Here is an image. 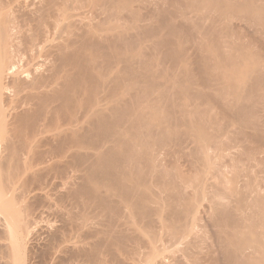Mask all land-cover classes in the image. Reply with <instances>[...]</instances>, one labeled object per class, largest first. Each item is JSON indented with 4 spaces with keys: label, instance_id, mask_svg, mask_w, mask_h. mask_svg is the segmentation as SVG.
I'll list each match as a JSON object with an SVG mask.
<instances>
[{
    "label": "bare ground",
    "instance_id": "6f19581e",
    "mask_svg": "<svg viewBox=\"0 0 264 264\" xmlns=\"http://www.w3.org/2000/svg\"><path fill=\"white\" fill-rule=\"evenodd\" d=\"M230 3L0 0V264H264V0Z\"/></svg>",
    "mask_w": 264,
    "mask_h": 264
},
{
    "label": "rangeland",
    "instance_id": "374dc122",
    "mask_svg": "<svg viewBox=\"0 0 264 264\" xmlns=\"http://www.w3.org/2000/svg\"><path fill=\"white\" fill-rule=\"evenodd\" d=\"M149 1H152V0H149ZM238 3H241V0H231V3H230L229 6H230L231 8L233 7V9H235V8L237 7ZM236 10H237V9H236ZM241 11H242V10H239V11L234 12V15H235V17H236V20L234 19L233 22H234L235 24L237 23L236 25H238L240 28L242 27L241 29H242L243 32H245L246 29H247V31H246L245 33H247L248 36H254V35H255L256 37L263 38V37H264V28H263L262 26H259V25H258V27H257V25H256V26L253 27V28H251V27H249V26L247 27L246 21H244L243 18H242V17H244V13H242V12H244V11H242V12H241ZM240 13H241L242 15H240ZM238 14H239V16H238ZM237 16H238V17H237ZM238 18H239V19H238ZM240 18H241V19H240ZM241 21H242V22H241ZM238 22H239V23H238ZM245 25H246V26H245ZM243 28H244L245 30H243ZM249 28L251 29V31H250ZM255 28H256V29H255ZM259 28H260V29H259ZM248 29H249V30H248ZM248 33H250V34H248ZM261 36H262V37H261ZM260 41H261V40H260ZM263 42H264V41H263ZM258 43L260 44V43H262V42H258ZM258 43H256V44L258 45ZM238 80H240V79L238 78ZM238 80H236V82H235L236 84H238V83L240 82V81H238ZM225 140H226V139H225ZM225 140H224V141H225ZM227 140H229V139H227ZM227 140H226V141H227ZM226 141H225V142H226ZM261 155H262V154H261ZM77 168H78V167H77ZM77 168H75L74 171H73V173H72V176H74L73 178H75L76 176H77L78 178H79V177L81 178L82 176H79V175H83V174H84V173H83V174L80 173V172H83L82 170L79 169L80 167L78 168V170H79L80 172L77 171ZM252 170L254 171V169H252ZM75 171H76V172H75ZM253 171L250 172V173H246V176H249V174H251V175H255L256 173H254ZM255 172H256V171H255ZM257 172H258V171H257ZM74 173H75V174H74ZM253 173H254V174H253ZM70 175H71V174H70ZM72 176H71V177H72ZM71 177H70V179H69L70 181L72 180ZM80 178H79V179H80ZM65 179L68 180V178H65ZM65 179H63V180H62L63 182L61 181V183H63V185H66V184H67L66 186H68V184H69L70 181L68 180L69 182L67 181V183L64 184V183L66 182ZM79 179L76 178L75 180L77 181V180H79ZM64 180H65V181H64ZM75 180H74V182H75ZM81 181L83 182V178L80 179V182H79V183H81ZM74 182L71 181L70 183L74 184ZM76 183L78 184V181H77ZM77 184H75V185L77 186ZM75 185H74V186H75ZM78 185H80V184H78ZM236 185L239 186V184H237V183H236ZM200 210H202V207H201V206H200ZM203 213H204L205 215L207 214V216H208V212H207V211H206V212H204V211H202V212L200 211V212H199V211H198V214H199V215H198V218L200 219V218L202 217L200 220L203 221V219H204V221L201 222L200 220H198V221H200V223L197 222L196 227H194V228H195L194 230L197 229V230L199 231V233H202V232L204 233V230H205V233H204L203 236H204V237L207 236V237H206V240H207V242H208L207 244H208V245H213V247H214L215 245L217 246L216 243H215V245H214V242H213L214 239H211V237H212V232H213V230H214L213 228H215V227H213V225H212L213 228L211 227V224H212V223L209 222V220H206V219H208V217H207V216H204ZM200 214H201V215H200ZM202 214H203V215H202ZM199 216H200V217H199ZM205 217H206V218H205ZM95 219H96V218H95ZM97 219H98L99 222L101 221V220H99V218H97ZM97 219H96V220H97ZM100 219H101V218H100ZM96 220H94L95 224H94V222H91V225L93 224L94 226L92 225V226H93V227H92V226L90 225V228H91V227H92V228H96V229L100 230V232H102V230L106 231L107 229H105V228H106L105 225H104L105 223H104L103 221H101L100 224L103 226V228H102V226H101L100 224H97V225H96V223H99V222H96ZM91 221H93V220H91ZM207 221H208V223H207ZM53 223H54V222H52L51 224H53ZM103 223H104V224H103ZM198 223H199V226H198ZM55 224H56V223H54V225H55ZM204 224H205V225H204ZM97 226H98V228H97ZM100 226H101V227H100ZM198 227H199V228H198ZM90 228H89V229H90ZM101 228H102V229H101ZM145 228H146V229H145ZM145 228H144L145 230L148 229L147 232H151V230H149V229L152 228V231L155 229V230L158 231V232L155 231V233H156V232L159 233V229H158V228H157V229H156L155 227H154V228H153V227H150V228H149V226H147V227H145ZM210 228L212 229V232H211V229H210ZM202 229H203V230H202ZM92 230H93V229H91V231H92ZM145 230H144V231H145ZM197 230H196V231H197ZM93 231H94V230H93ZM104 231H103V232H104ZM118 231H120V230L118 229ZM128 231H129V230H127L126 233H128ZM198 231H197V233H198ZM120 232H121V231H120ZM122 232H123V231H122ZM124 232H125V231H124ZM124 232H123V233H124ZM129 232H130V231H129ZM153 232H154V231H153ZM130 234H131V233H130ZM43 237H44V236H43ZM43 237L41 236V241H40L41 243H42V239H43ZM157 239H158V238H156V240H157ZM208 240H211V242L208 241ZM40 242H39V244H40ZM158 242H160V241H158ZM162 243H163V242H162ZM209 243H210V244H209ZM211 243H212V244H211ZM179 244H180V243H177V244H176V247H177ZM183 244H184L185 246H184ZM181 245H183V246H181ZM180 247H181L182 249H181ZM213 247L211 246L212 250L214 249V251H216V249H218V247H214V248H213ZM183 248H186V250H185V254H184V255H183L184 251H183V253L180 252L181 250H183ZM188 248H189V247H188ZM215 248H216V249H215ZM177 249L180 250V251L178 250V251H179L178 253H179V255L181 256V258L184 256L183 258L186 259V258H187V255L190 256V257L192 256V255H191L192 252H190V253L188 252V251H190V250H189V249L187 250V245L185 244V242H182V243L178 246ZM186 251H187L190 255H189L188 253L186 254ZM178 253H176V256H177V257H180V256L178 255ZM181 254H182V255H181ZM192 254H193V253H192ZM185 255H186V256H185ZM190 257H188L189 259L187 258L188 260L186 259L187 262H188V264H189V260H191ZM183 258H182V259H183ZM184 259H183V260H184ZM53 261H57V259H56V260H53ZM65 261H66V260H65ZM65 261L63 262L64 264H67V263H68V264H74V263L76 264V262H77V264H78V263H79V264H83V263H84V262L82 263V261H81V262H79V261H75V262H72V261H71V262H70V261H68V260H67L68 262H67V261L65 262ZM166 261H168V259H167ZM169 261H172V260L169 259ZM184 261H185V260H184ZM69 262H70V263H69ZM173 262H174V261H172V262H168V263H169V264H171V263L173 264ZM63 263L60 262V264H63ZM106 263H107V262H106ZM112 263H113V262H110V261L108 262V264H112ZM84 264H85V263H84ZM113 264H117V263H113ZM128 264H129V263H128ZM174 264H175V263H174ZM203 264H204V262H203Z\"/></svg>",
    "mask_w": 264,
    "mask_h": 264
}]
</instances>
